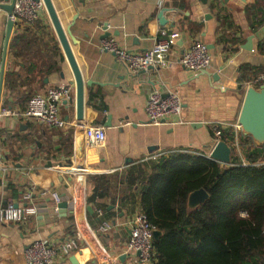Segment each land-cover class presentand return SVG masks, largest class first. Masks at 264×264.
I'll list each match as a JSON object with an SVG mask.
<instances>
[{
    "label": "crops",
    "instance_id": "1",
    "mask_svg": "<svg viewBox=\"0 0 264 264\" xmlns=\"http://www.w3.org/2000/svg\"><path fill=\"white\" fill-rule=\"evenodd\" d=\"M51 1L82 78L92 85L85 87L79 123L75 92L72 103L59 106L65 128L24 118L32 96L61 85L74 89V77L46 10L39 22L49 27L54 42L51 35L44 39L36 52L35 69H30V64L10 53L15 24L5 54L8 19L0 9V111L16 112L15 117H0V206L12 201L36 208L35 215L20 223L0 224V264H27L24 252L33 243L59 244L71 238L78 248L67 256L57 254L53 264H146L139 261L138 253H128L126 246L131 222L140 211L141 187L154 168L175 153L208 157L217 142L211 132L221 133L218 141L230 131L236 142L249 139L237 124L248 88L238 84V69L264 67V39L255 37L264 26V0ZM107 33L110 36L103 39ZM171 33L177 37L170 51L158 56L163 63L147 70L132 72L102 48L103 41L113 40L122 50L144 53L158 41L171 39ZM197 41L206 45L212 59L208 71L194 74L178 59ZM55 47L58 70L45 75L49 66L45 56ZM154 91L178 96L183 108L180 117L159 125L149 123L145 105ZM88 126L104 128L102 146L88 145L84 135ZM93 176L115 180L113 198L97 201ZM27 193L31 201L24 202ZM52 193L60 203L67 202L66 210L57 209ZM99 210L111 224L106 233L98 231Z\"/></svg>",
    "mask_w": 264,
    "mask_h": 264
},
{
    "label": "trees",
    "instance_id": "2",
    "mask_svg": "<svg viewBox=\"0 0 264 264\" xmlns=\"http://www.w3.org/2000/svg\"><path fill=\"white\" fill-rule=\"evenodd\" d=\"M49 32L39 21L18 26L10 53L35 69L36 52ZM57 52L55 47L46 54L45 75L58 70ZM238 72L240 86L263 85L254 79L264 78V67L242 65ZM221 141L232 145L229 165L200 154L175 153L164 157L141 187L140 211L160 232L152 242L150 264H264V147H255L250 138L236 142L232 131ZM90 181L97 201L114 197V179L93 176ZM200 189L208 200L189 209L188 195Z\"/></svg>",
    "mask_w": 264,
    "mask_h": 264
},
{
    "label": "built area",
    "instance_id": "3",
    "mask_svg": "<svg viewBox=\"0 0 264 264\" xmlns=\"http://www.w3.org/2000/svg\"><path fill=\"white\" fill-rule=\"evenodd\" d=\"M92 1V0H81ZM45 10L42 0H15L13 10L7 19L11 20L15 26H28L37 23ZM18 28V27H17ZM163 37L166 34L162 33ZM177 34L171 33V39L160 40L151 49L144 53H131L120 49L113 40L102 42L104 51L113 54V56L121 62L128 65L132 72L147 70L149 67L163 63L162 59L158 60V56L166 55L172 47V39ZM211 54L205 44L194 42L190 48L182 54L178 59V64L184 69L198 74L206 72L211 66ZM264 84L263 76H257L254 83ZM247 87H251L250 84ZM74 89L71 85H61L56 88L47 90L44 94H36L32 96L23 113V117L34 121L38 125L63 129L65 122L59 116V106L73 98ZM182 102L178 96L169 94L163 96L158 91H154L148 95L145 105V114L152 125H159L167 119L180 117L182 113ZM15 117L16 112L11 109L4 108L0 111V117ZM85 139L90 147H100L105 142V130L103 127L88 126L84 130ZM221 133L214 132V136L218 139ZM216 142V143H217ZM215 143V144H216ZM52 197L56 204L60 203L57 194L52 193ZM24 202L31 201V194L27 193L23 196ZM36 214V208L30 205L18 206L12 201L6 202L0 206V224L4 223H20L26 217ZM101 210L96 212L100 219L98 231L106 233L110 231L111 224L103 219ZM155 229L148 222L146 216L139 211L131 222V230L129 241L126 246L128 253H138L141 263L150 264L152 253L153 232ZM78 248L75 238H71L64 243L52 244L47 241H38L33 243L24 252V260L27 264H53L57 254L63 256L69 255Z\"/></svg>",
    "mask_w": 264,
    "mask_h": 264
},
{
    "label": "water",
    "instance_id": "4",
    "mask_svg": "<svg viewBox=\"0 0 264 264\" xmlns=\"http://www.w3.org/2000/svg\"><path fill=\"white\" fill-rule=\"evenodd\" d=\"M3 1V0H0ZM15 0H11L9 5H2L0 3V9L6 14L10 15L13 10ZM37 1V0H36ZM45 10L47 12L51 27L54 31L56 39L64 53L66 60L72 70L74 77V101L76 107V121L79 123L83 120L84 116V91L85 87L92 85L91 82H84L80 70L75 61L74 55L71 51V47L64 32L56 11L54 9L51 0H42ZM14 23L8 19L7 29L5 36V54L8 46L9 38L12 32ZM69 35V34H68ZM110 35L107 33L102 38L106 39ZM255 37L262 41L264 39V26L259 32L255 33ZM74 42V41H73ZM248 44L251 42V38L248 40ZM4 54V56H5ZM4 66H2V72ZM72 103V99L68 101ZM110 117H108V122L105 126H110ZM237 124L245 137L251 139L252 143L256 147H264V84L259 88L248 87L244 99L242 102L241 110L238 116ZM231 149L223 141H218L213 149L210 151L208 156L209 159L216 161L221 165H229L231 162ZM208 200V194L200 189L194 191L188 195L187 206L189 209H195L200 205H203ZM68 208L66 201H63L57 205V209L62 212ZM160 237V232H153V239L157 240Z\"/></svg>",
    "mask_w": 264,
    "mask_h": 264
},
{
    "label": "rangeland",
    "instance_id": "5",
    "mask_svg": "<svg viewBox=\"0 0 264 264\" xmlns=\"http://www.w3.org/2000/svg\"><path fill=\"white\" fill-rule=\"evenodd\" d=\"M232 154H233V153H232ZM237 155L240 156V153L238 152Z\"/></svg>",
    "mask_w": 264,
    "mask_h": 264
}]
</instances>
